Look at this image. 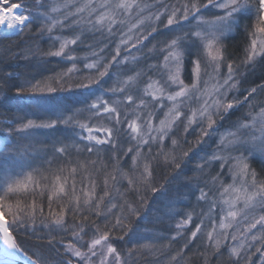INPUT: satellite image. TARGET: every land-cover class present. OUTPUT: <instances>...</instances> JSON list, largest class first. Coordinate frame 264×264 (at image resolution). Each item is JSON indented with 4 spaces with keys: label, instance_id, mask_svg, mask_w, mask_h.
Wrapping results in <instances>:
<instances>
[{
    "label": "snow or ice",
    "instance_id": "obj_1",
    "mask_svg": "<svg viewBox=\"0 0 264 264\" xmlns=\"http://www.w3.org/2000/svg\"><path fill=\"white\" fill-rule=\"evenodd\" d=\"M34 2V11L13 5L0 26L5 39L47 35L49 48L9 45L0 62L39 55L69 66L40 79L0 75V264H136L178 240L167 264H264V74L248 82L264 61V0ZM240 33L238 58L224 39ZM86 34L99 39L78 56ZM59 126L72 134L55 140L47 167L19 164L37 130ZM16 164L28 170L13 174ZM157 197L169 243L120 248ZM37 223L47 251L16 239Z\"/></svg>",
    "mask_w": 264,
    "mask_h": 264
},
{
    "label": "trees",
    "instance_id": "obj_2",
    "mask_svg": "<svg viewBox=\"0 0 264 264\" xmlns=\"http://www.w3.org/2000/svg\"><path fill=\"white\" fill-rule=\"evenodd\" d=\"M6 1V5L14 3L23 5L25 8L32 9L33 11L36 8L34 0H4ZM23 9H21L22 11ZM27 14V12H25ZM36 27H39L38 24L34 25L32 32L35 33ZM56 34H60L59 30H57ZM8 33L2 32L0 34V53L3 52V49L11 45L13 50H18L17 45L19 47H24L26 45H36L41 50L46 51L49 48L51 41L48 39L47 35H45L42 39L39 37H34L32 35L26 34L23 37L17 35H10L8 39H5V36ZM65 35V33H64ZM224 43L227 45L228 52L230 55L237 56L238 58L242 56L243 50V34H235L234 36H229L224 39ZM82 50V49H81ZM81 50L77 51V53H81ZM69 66V64L60 58L57 57H41L37 55L30 60H21V59H12V60H4L0 62V75L7 72L20 73L24 76L31 78L35 77L36 79H40L42 77L49 76L55 72L60 71L62 68ZM264 74V61H261L255 68L253 74L248 76V82H260L261 75ZM248 82L245 83V87L248 86ZM54 97H69L70 99H82L81 96L70 94V93H53L51 94ZM79 106V105H77ZM240 111L233 113L230 117L237 118L240 116ZM4 109L0 108V112H3ZM8 116L11 113H7ZM5 117H0V121H3ZM4 127L2 123H0V128ZM39 135L35 137V139L31 142L32 146L28 149L27 153L22 157L19 161V164H30L32 167L39 168L41 166L47 167V159L52 155L53 149L52 145L57 138L63 139L64 137H70L72 134V130L70 128H65L64 126H59L58 129L53 132L52 130L40 129L37 130ZM59 146V145H57ZM74 151V150H73ZM130 159V158H129ZM260 163L258 160L253 162V167L259 169ZM4 166H3V157L0 156V178L4 175ZM28 168H21L18 164L11 165L9 171L13 174L22 173V171H27ZM167 174V171L163 168L158 169V179L161 183H163V176ZM191 174V173H189ZM187 201H184L178 204L176 207L178 209L183 210ZM163 199L161 197H157L154 201H150V206L147 212L142 213V219H140L138 224L134 225L137 236L131 240L130 243H125L123 241L117 242L120 248L126 249L127 247H131L132 244H155L157 247H160L163 244L169 243L168 238L173 234L174 228L169 227V221L167 218H164L162 221L158 220L157 217L161 215L155 211L156 208H162ZM175 221L171 223L174 224ZM47 229L43 227L42 224L37 223L36 231L32 232L29 230H20L16 233V239L18 243L23 245L25 248L31 249L34 245L39 246L42 250L47 251L50 247L47 244L46 234ZM38 236L44 237L43 240L37 239ZM127 241L128 238L126 237ZM183 243L182 240H178L176 243L171 245L169 250L164 251L163 254H148L145 253L144 257L136 256L133 259L136 261V264H167L168 258L179 250V247ZM199 243V241H197ZM195 250V246H191L185 250L184 255L190 256L192 252ZM131 264V261H130Z\"/></svg>",
    "mask_w": 264,
    "mask_h": 264
},
{
    "label": "rangeland",
    "instance_id": "obj_3",
    "mask_svg": "<svg viewBox=\"0 0 264 264\" xmlns=\"http://www.w3.org/2000/svg\"><path fill=\"white\" fill-rule=\"evenodd\" d=\"M149 2H150V0H149ZM45 3H47V0H45ZM13 5H17V4L11 3V4L6 5V1L0 0V10L2 12H7L8 9L11 8ZM17 11H21V9H17ZM3 28H4L3 32L8 33V30L6 29V26H3ZM65 35H71V33L65 32ZM98 39H99L98 36L94 37L91 34H86L85 37L83 38V41L79 44V46H73L76 49V54L78 56H83L86 52L89 51V49L86 47V45L89 44V43H95ZM156 39L159 40V39H161V37H156ZM153 42H155V41H153ZM149 46H151V44H149ZM78 50L79 51L81 50V53L78 54L77 53ZM148 62H150V61H142V63H144L145 65ZM81 66H82V62H81ZM109 83H111V81ZM244 111H245V109L243 108V110L240 113H242ZM236 119L237 118H235V117L231 118L229 116L227 120L223 121L220 124V131L223 132L225 129H228L230 127V125L232 124V122L236 121ZM77 131H79V130H77ZM194 135H195L194 133L189 135L188 139L189 140L194 139ZM187 147H188V145H185V148H187ZM258 162L260 163L259 160H258ZM189 167H191V164H189ZM193 200H194V198H193Z\"/></svg>",
    "mask_w": 264,
    "mask_h": 264
},
{
    "label": "water",
    "instance_id": "obj_4",
    "mask_svg": "<svg viewBox=\"0 0 264 264\" xmlns=\"http://www.w3.org/2000/svg\"><path fill=\"white\" fill-rule=\"evenodd\" d=\"M3 30H4L3 26H0V34L3 32ZM19 264H24L23 257L20 258Z\"/></svg>",
    "mask_w": 264,
    "mask_h": 264
},
{
    "label": "bare ground",
    "instance_id": "obj_5",
    "mask_svg": "<svg viewBox=\"0 0 264 264\" xmlns=\"http://www.w3.org/2000/svg\"><path fill=\"white\" fill-rule=\"evenodd\" d=\"M4 13H6V12H2V11L0 10V15H2V14H4Z\"/></svg>",
    "mask_w": 264,
    "mask_h": 264
}]
</instances>
